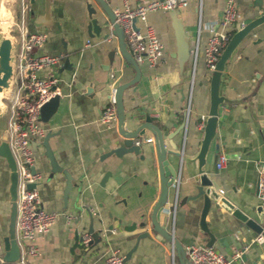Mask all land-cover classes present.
<instances>
[{"label": "crops", "instance_id": "obj_1", "mask_svg": "<svg viewBox=\"0 0 264 264\" xmlns=\"http://www.w3.org/2000/svg\"><path fill=\"white\" fill-rule=\"evenodd\" d=\"M145 1L126 3L135 7ZM108 2L112 8L124 7V0ZM235 2L244 24L262 13L259 7L264 8V0ZM223 5L224 0H203L200 31L198 0H190L180 10L149 13L146 21L157 33L164 55L154 66L139 64L140 80L123 93L126 128L132 126L130 118L136 123L150 119L165 133L184 125L172 138L181 157L167 155L180 173L179 188L177 194L170 188L168 210L161 218L184 248L191 243L206 246L209 241L199 227L202 199L190 198L196 192L190 180L197 168V161L191 159L198 152L210 105V73L204 61L210 34L205 23L216 21ZM92 6L99 10L94 0H34L28 8V30L47 34L44 45L34 53L60 55L54 68L38 72L40 77L52 74L58 78L61 96L54 114L40 122L44 136L32 139V168L42 175L35 188L45 211L72 216L67 220L59 215L48 232L36 236V254L29 256L28 264H100L111 250L124 256V264H169L171 242L154 233L148 220L160 190L154 142L145 141L152 135L146 131L137 137V152L116 153L123 147L118 121L110 126L98 121L108 103L110 86L129 81L135 71L118 52L116 37L105 40L88 27ZM143 25L135 23L140 29ZM66 58L69 70L63 69ZM15 86L12 77L10 87L0 95V137L5 134ZM220 94L237 101L219 106L216 133L203 168L217 182L221 195L257 218L256 167L264 161V25L243 39L236 55L227 61ZM222 153L228 159L217 168ZM8 183V172L0 173V207L5 202L8 205ZM1 217L3 236L6 221ZM110 223L113 231L107 230ZM132 223H136L132 231L123 230ZM206 224L214 236L211 247L231 264H264V242L259 243L258 234L227 209L211 203ZM84 232H91L94 242L72 254L75 234Z\"/></svg>", "mask_w": 264, "mask_h": 264}, {"label": "built area", "instance_id": "obj_2", "mask_svg": "<svg viewBox=\"0 0 264 264\" xmlns=\"http://www.w3.org/2000/svg\"><path fill=\"white\" fill-rule=\"evenodd\" d=\"M190 0H146L135 7H131L124 0L123 8H113L115 22L122 28L124 40L128 51L138 64L154 66L162 59L164 52L160 39L154 28L146 21L147 15L154 11H175L188 5ZM203 0H198L197 13L199 31L202 24ZM26 5L21 0V12L15 26L10 29L13 52V77L16 86L8 104V119L5 134L16 166V220L15 238L19 248V264H28L29 256L36 254L34 240L36 236L49 231L59 215L67 220L71 215L65 212H47L39 201L36 188H28V184H35L42 179L39 172L33 170V151L31 139L42 138L45 129L40 125L41 107L54 96H61L57 87L58 78L52 74L40 77L38 72L43 68H54L60 59V55L35 54V49L44 45L47 40L45 32L34 33L27 28L25 13ZM136 19L144 23L143 28L133 27L132 20ZM135 22V23H136ZM244 22L240 21L235 0H224L220 17L216 21L205 23L209 32V38L204 49V61L206 69L211 73L215 69L222 50L226 46L232 33L241 28ZM137 26V24H136ZM232 30H227L229 27ZM112 36V35H110ZM109 36V37H110ZM108 37V38H109ZM197 58V48L194 51V67ZM110 74V77H113ZM193 83V78L191 79ZM116 86L111 85L108 94V103L102 110L98 121L104 126H110L118 121L115 107ZM190 101L187 106L189 112ZM153 142V138L145 139ZM140 140L134 139V144L139 145ZM228 156L220 154L216 163L221 168ZM257 189L259 206L262 211L261 226L264 231V161L258 163ZM175 194L178 192L179 176L174 179ZM222 193L221 190H219ZM92 212L93 209L90 208ZM82 243L87 244L90 234L84 232L81 235ZM259 243L264 242L262 233L257 235ZM1 254L4 253L1 249ZM185 253L191 264H231L222 253L211 246L191 243L185 247ZM3 255L0 264L4 263ZM100 264H124V256L114 250L108 252ZM169 264H176V252L173 242L169 250Z\"/></svg>", "mask_w": 264, "mask_h": 264}, {"label": "water", "instance_id": "obj_3", "mask_svg": "<svg viewBox=\"0 0 264 264\" xmlns=\"http://www.w3.org/2000/svg\"><path fill=\"white\" fill-rule=\"evenodd\" d=\"M29 1L31 4L34 2V0ZM94 2L98 6L99 10L94 6L90 7L88 27L91 29L93 34L100 36L105 40L108 39L110 35L116 37L118 52L125 60L126 64L135 71L133 78L116 86L115 107L118 118V130L119 134L123 137V147L116 151V153H120V151L135 153L137 152L139 146L135 145L133 140L144 135L146 131L152 135L160 190L158 198L153 204L148 217L151 230L163 237L165 240L173 242L178 264H191L186 256L185 248L180 244L177 238L166 230L164 224L161 222V218L168 210L169 190L170 188H174V179L180 176L179 171L169 163L167 155L171 154L179 158L181 157V152L176 150V144L172 141V138L180 129L183 128L184 125L181 124L173 132L165 133L163 129L153 124L150 119L141 123H136L135 119L130 118L129 121L132 124L131 128L125 127L126 114L124 111L123 93L126 89L134 86L140 80V65L134 60L126 47L123 30L115 22L113 8L108 0H94ZM258 9L262 12L261 14L257 15L232 33L226 46L222 50L218 61L216 62L215 69L210 73V105L208 116L205 120L203 128L201 129L203 137L200 140L198 152L196 156L191 159L193 161H197V168L195 174L190 180L196 192L190 198L192 200L199 198L202 199L199 227L202 232L209 235V241L206 246H211L214 239V236L211 234L206 224V215L211 207V203H215L219 207L227 209L235 218L244 222L250 229L255 231L257 234L262 233L264 236V231H262L261 226L262 211L260 206L258 205L255 208L257 218L251 216L245 210L236 207L230 200L221 195L222 193L219 191V185L203 168L210 142L216 133L219 106L237 101L236 98L230 99L220 94V80L222 72L227 61L231 60L236 55L238 46L243 39L249 36L257 27L264 25V8L259 7ZM135 22L136 19L132 20L133 27L136 28ZM13 51L14 47L12 45L10 35V26H6L0 32V95H2L11 85L13 77ZM111 59H113V56ZM63 69H71V64L68 62L67 58L64 61ZM88 90L89 89H87V91ZM59 98V96H54L41 107L40 121L46 122L54 114L59 104ZM166 143L170 148L167 147ZM0 157L5 159L8 168V201L10 204L7 229L6 233L2 237L4 251L3 260L5 262H15L19 257V248L15 238L17 173L15 162L8 146L6 134L2 136L0 141ZM186 160L189 159L186 158ZM109 217L113 220H117L119 223L121 222V218L112 217L111 213H109ZM146 222L147 220L145 222H140L141 226H143ZM135 227L136 223H132L130 226H125L123 230L132 231ZM114 228V224L110 223L107 230L113 231ZM88 233L91 234V232ZM142 233H146V231H143ZM95 240L98 241L99 239L96 238ZM93 242V236L87 244H84L82 243L81 236L75 234L74 242L70 247V252L74 254L76 249L84 251Z\"/></svg>", "mask_w": 264, "mask_h": 264}, {"label": "rangeland", "instance_id": "obj_4", "mask_svg": "<svg viewBox=\"0 0 264 264\" xmlns=\"http://www.w3.org/2000/svg\"><path fill=\"white\" fill-rule=\"evenodd\" d=\"M25 5H26V13H25V19H27L28 15H29V0H24ZM20 12H21V0H0V29L3 30L4 27L6 26H10V29L12 27L15 26V23L18 21V18L20 16ZM8 35V34H6ZM0 137V141H1ZM31 143H34L33 140H30ZM8 172V168H7V164L4 158L0 157V173L3 172ZM35 184H28V188H34ZM9 201H8V205L7 202H5L4 204H1L0 207V215H2L1 218H5L6 221V225L3 224V228H4V233H6V226H7V222H8V215H9ZM4 236V234H3ZM0 236V259L2 257L3 254H1V249H3V245H2V237ZM28 263V262H27ZM2 264H19L17 261L15 262H4Z\"/></svg>", "mask_w": 264, "mask_h": 264}, {"label": "bare ground", "instance_id": "obj_5", "mask_svg": "<svg viewBox=\"0 0 264 264\" xmlns=\"http://www.w3.org/2000/svg\"><path fill=\"white\" fill-rule=\"evenodd\" d=\"M2 106V104H0V107Z\"/></svg>", "mask_w": 264, "mask_h": 264}]
</instances>
